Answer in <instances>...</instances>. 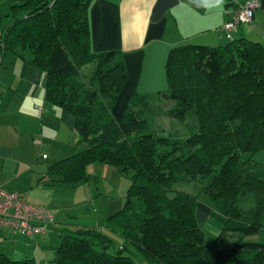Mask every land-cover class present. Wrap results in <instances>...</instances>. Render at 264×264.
Here are the masks:
<instances>
[{
  "label": "trees",
  "instance_id": "16d2710c",
  "mask_svg": "<svg viewBox=\"0 0 264 264\" xmlns=\"http://www.w3.org/2000/svg\"><path fill=\"white\" fill-rule=\"evenodd\" d=\"M11 23L0 55L14 52L45 72V96L85 148L49 166L68 183L85 181L86 165H113L129 180L119 211L105 229L60 230L55 264H264V165L252 152L264 149V43L246 37L221 46L183 44L166 63L171 105L134 96L121 120L110 109L126 81L115 51L91 48L92 0H11ZM96 61L90 80L81 67ZM164 115L184 123L188 134L155 133ZM167 145L169 148H164ZM202 175L201 191L224 217L212 245L203 242L196 194L174 187ZM252 196L253 205L242 201ZM105 231L124 242L113 251ZM258 235L260 239L248 237ZM0 264H35L0 251Z\"/></svg>",
  "mask_w": 264,
  "mask_h": 264
},
{
  "label": "crops",
  "instance_id": "0c3cea01",
  "mask_svg": "<svg viewBox=\"0 0 264 264\" xmlns=\"http://www.w3.org/2000/svg\"><path fill=\"white\" fill-rule=\"evenodd\" d=\"M242 1L92 0L88 11L91 48L96 53L115 51L126 72V81L110 109L112 117L121 120L127 103L137 95L161 102L163 108L169 107L171 101L164 93L170 50L183 44L227 43L229 40L220 27L231 16L236 3ZM11 3L0 0V38L12 21ZM232 37L264 43V0H259L252 22L240 24ZM92 62L95 66L88 74L81 70L91 62L81 67L78 80H90L97 67V62ZM44 79V70L19 54L0 55V187L21 192L28 202L46 208L53 221L45 228L52 226L58 233L81 227L105 229L107 218L123 205L124 176L113 165L100 162L86 165L88 177L84 182L68 183L58 173L48 171L50 165L85 148V144L79 143L73 130L62 122L61 109L46 99ZM27 146L31 154L35 146L43 151L44 160L49 158L45 149L50 151L54 162L44 165L38 159L24 158ZM7 166L13 177L28 174L26 180L7 179ZM23 166L26 168L20 170ZM100 176L111 185V190L94 194L90 189L92 177ZM66 183L70 186L68 194H62L58 188ZM196 215L200 226L210 223L220 232L224 217L210 204H198ZM0 230H5L4 236H0V251L5 253L7 242L25 248L30 240L36 242L38 236L48 231L22 235L7 227ZM248 238L258 240L260 236Z\"/></svg>",
  "mask_w": 264,
  "mask_h": 264
},
{
  "label": "rangeland",
  "instance_id": "374dc122",
  "mask_svg": "<svg viewBox=\"0 0 264 264\" xmlns=\"http://www.w3.org/2000/svg\"><path fill=\"white\" fill-rule=\"evenodd\" d=\"M95 66L94 62H91L87 65H85L81 71H86L84 74H88L92 68ZM158 103L159 102H155ZM162 103L160 102V105ZM163 105V104H162ZM164 106V105H163ZM156 126L154 127L155 133L164 135L166 137H169V139L173 136L177 135H186L188 134V127L184 123H179L178 120L168 118L164 115H160L155 119ZM164 148H169L167 145H163ZM37 148V149H36ZM45 153L48 154L49 158L47 160H44L42 158L43 151L38 150V147H34L33 154H31V149L27 146L25 147L23 157L28 159H34L37 160L39 163H42L44 165H48L53 160V155L50 153V151H47L45 149ZM252 159L254 161L260 162L262 165H264V149L256 150L252 152ZM47 167V166H46ZM23 168H26L25 166L21 167L20 170H24ZM6 171V178L15 180V181H24L26 180V177L28 174H22L18 177H13L10 173V170L5 169ZM92 177V183H91V190L94 192V194L98 193L99 191L102 192H109L111 190V185L107 183L102 177L100 176L99 179L97 177ZM203 177L202 175H198L195 179H179L175 181L174 187L190 192L192 194H196L198 196L199 204H209V198L205 192L201 191V184H202ZM123 182L126 183V185L123 188V192L127 193V190L129 188V180L124 177ZM69 184H63L62 187L58 188V190L62 194H68L69 191ZM97 191V192H96ZM38 194L39 192H34ZM253 197L248 196L242 201V205L245 208L250 207L253 205ZM203 231H204V239L203 242L207 245H212L216 239L217 234L219 233L218 228L215 225H211L210 223H202L201 225ZM46 234H43L42 236H38L36 242L29 241V245L25 246H18L17 244L7 242V254L9 257L14 259H23L25 257L32 258L34 260L35 264H55L52 259L55 255V249L60 243V235L57 231L53 229V227H46ZM105 233L109 236V238L112 241V245L109 248L110 251H113L115 249H118L124 242L123 237L115 232L105 231ZM5 230H0V236H4ZM251 239V238H249ZM261 239L264 240V234L261 235ZM131 251L134 253V256L138 261H140L141 264H148L147 261L144 259V257L137 252L134 248H130Z\"/></svg>",
  "mask_w": 264,
  "mask_h": 264
},
{
  "label": "built area",
  "instance_id": "2783aa9c",
  "mask_svg": "<svg viewBox=\"0 0 264 264\" xmlns=\"http://www.w3.org/2000/svg\"><path fill=\"white\" fill-rule=\"evenodd\" d=\"M235 6L231 16L220 27L228 40L233 38L232 32L240 24L252 22L259 0H244ZM52 221V215L46 208L28 202L21 192L0 187V227L22 235H35L44 232L45 225Z\"/></svg>",
  "mask_w": 264,
  "mask_h": 264
}]
</instances>
